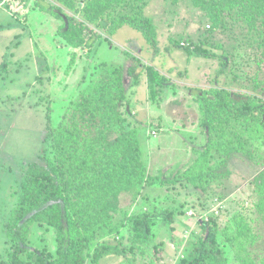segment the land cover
I'll return each instance as SVG.
<instances>
[{"label":"trees","instance_id":"16d2710c","mask_svg":"<svg viewBox=\"0 0 264 264\" xmlns=\"http://www.w3.org/2000/svg\"><path fill=\"white\" fill-rule=\"evenodd\" d=\"M55 1L59 6L37 3L60 20L58 35L73 48L90 47L94 34L88 24L92 23L108 33L128 25L140 31L148 44L155 38L157 26L143 13L149 0ZM190 1L213 29H233L227 34L238 43L230 48L219 41L178 38L167 50L173 46L183 51L187 61L214 60L215 82L231 64L246 68L242 71L246 82L238 88L226 82L193 91L205 146L191 147L197 156L183 169L176 163L152 172L141 140L142 124L130 115L129 85L134 89L146 82L148 97L159 103L155 92L169 78L131 54L126 55L135 63L127 67L100 61L88 79L78 80L76 92L58 107L57 118L52 117L53 107L47 109L43 162L29 163L14 191L16 202L4 224L6 249L0 264H85L104 255L119 256L118 264H167L158 228L165 225L170 240L178 244L174 224L183 208L196 201L185 199V193L195 191L199 200L222 199L224 183L233 174L231 157L253 163L264 160V0ZM62 7L79 16L64 14ZM138 65L141 71H136ZM155 124L163 129L159 119ZM150 187L161 189L153 199L159 205L151 206L146 191ZM249 195L246 206L228 211L224 224L218 220L219 209L200 212L174 264H228L227 248L239 264H264V234L256 229L259 225L264 229V172L252 181ZM123 196L126 205L121 203ZM140 199L149 202L133 209ZM181 227L186 232L189 225Z\"/></svg>","mask_w":264,"mask_h":264},{"label":"rangeland","instance_id":"374dc122","mask_svg":"<svg viewBox=\"0 0 264 264\" xmlns=\"http://www.w3.org/2000/svg\"><path fill=\"white\" fill-rule=\"evenodd\" d=\"M37 2L59 6L55 0H0V260L5 256L4 224L16 202L14 191L17 184L29 163L43 162L42 151L47 145V109L53 107L52 117L57 118L60 114L58 107L76 92L78 80L81 77L88 79L100 61L123 63L127 67L135 63L127 56L131 54L140 57V62L153 65L169 78L155 92L159 103L148 97L146 82L142 81L134 89L129 85V92L133 91L130 115L142 124L141 140L146 143L145 158L154 173L159 169H169L176 163L178 168H185L197 156L191 147L202 149L205 146V136L197 126L198 109L193 91L211 85L225 86L226 82L235 89L246 82L242 76L246 68L242 66L230 63L231 66L215 82L217 65L214 60L192 58L187 61L183 51L175 50L173 46L167 50L178 38L193 42L200 38L219 41L230 48L238 43L227 34L233 29L210 27V22L190 0H149L143 5V13L157 26L151 44L146 42L140 31L128 25L108 33L105 28L92 23L88 24L94 34L89 40L91 45L80 48L69 46L58 35L60 20L41 10ZM61 9L66 15L79 16L75 11L67 12L64 7ZM72 52H76L74 60ZM141 69V65H138L136 71ZM235 75L237 78L233 80ZM151 117L159 119L162 130L156 128L155 119L150 121ZM131 121L134 123V120ZM230 163L233 174L224 183L222 199L202 197L199 200L195 191L185 193V199L193 203L194 199L196 201L194 206L183 208L184 212L178 218L182 223L174 224L178 244L170 240V231L165 225L158 228L157 239L165 242L164 260L167 264H174L181 254L185 238L190 230H195L200 212L208 214L217 208L218 220L224 224L230 215L229 210L247 205L252 181L264 172V160L253 163L234 156L230 158ZM176 187L183 193L180 185ZM146 191L150 193L151 206L159 205L160 202L153 199L161 194V189L150 187ZM148 202L140 199L132 208L140 209ZM121 203H128L125 196ZM249 216L252 218L255 213ZM186 223L189 228H185V232L181 224ZM256 229L264 234L262 225ZM36 232L38 236L42 235L40 230ZM49 234L52 244V231ZM227 256L228 264H239L231 248H227ZM119 261V256L104 255L96 262L86 261L85 264H118Z\"/></svg>","mask_w":264,"mask_h":264},{"label":"water","instance_id":"95a60500","mask_svg":"<svg viewBox=\"0 0 264 264\" xmlns=\"http://www.w3.org/2000/svg\"><path fill=\"white\" fill-rule=\"evenodd\" d=\"M102 23H104V22H102Z\"/></svg>","mask_w":264,"mask_h":264}]
</instances>
